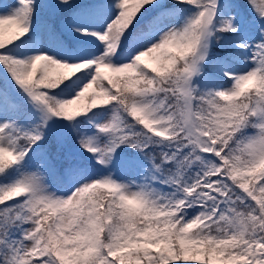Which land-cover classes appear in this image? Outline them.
Here are the masks:
<instances>
[{
    "label": "trees",
    "instance_id": "1",
    "mask_svg": "<svg viewBox=\"0 0 264 264\" xmlns=\"http://www.w3.org/2000/svg\"><path fill=\"white\" fill-rule=\"evenodd\" d=\"M62 1L69 3V0ZM71 1L72 4L57 9V17L52 20L54 32L58 33L61 21L73 19L76 13L93 6L97 0ZM235 1L244 12V27L257 22L264 29V16H253L255 0ZM165 2L155 0L156 4H151L148 11L142 10L144 7L137 8L132 18H139L138 24L161 6L174 10L183 26L178 42L152 62L151 67L143 63L134 74L101 78L97 90L77 93L75 103L67 109L59 99L63 93H75L74 78L55 71L49 73L44 66L24 65L23 55L29 54L37 43L36 38L24 30V25L43 17L36 10L43 5L42 0L27 7L20 21V31L0 25L3 70L28 90L42 91L43 95L40 94L54 115L72 117L75 126L68 139L62 138V141L83 137L89 129V121L104 115L112 105L117 108L119 123L124 129L120 137V157L132 163L126 166L145 173L141 165L147 160L157 172L159 183L181 182L192 191L179 199L182 207L175 211L178 217L150 215L122 206L103 184L94 183L72 208L71 224L61 230L55 228L54 212L40 206L35 214L40 222L35 235L40 245L35 248L31 259L35 262L31 264H202L206 263L204 261L208 264H264V164L259 168L260 163L248 155L244 145L248 133L255 129V101L264 100V56L255 84L235 96L221 97L216 93L221 82L230 81L231 71L227 66L234 68L239 64L234 47L243 41V34L231 27V18L224 4L221 5L223 10L216 13L211 34L213 53L201 70L193 98V115L205 128L207 146L200 145L188 128L174 130L171 122L177 123L179 119L176 115L177 97L181 95L178 92L182 87L179 80L190 67L201 43L202 7L198 0ZM147 3L144 0L142 4ZM133 25L128 26V30L133 29ZM128 30L121 38L126 44ZM65 41L76 50L83 44L69 35H65ZM141 99L159 106L167 123L170 121L171 131L164 132L165 128L161 131L133 111L131 102ZM0 102L2 114L9 116V125L18 127L11 133L14 153L23 156L25 165H42L51 186L68 189L82 170L94 167L85 155L70 153L61 157L59 137L47 131L45 123L32 111L33 104L18 97L1 70ZM222 104L229 107L226 114L234 117L225 126H220L216 120ZM27 126L32 131H27ZM17 175L14 159L0 158V264H28L17 260L18 241L12 239L18 236L27 214L25 198L21 193H14ZM157 181L143 180L151 191L158 185Z\"/></svg>",
    "mask_w": 264,
    "mask_h": 264
},
{
    "label": "rangeland",
    "instance_id": "2",
    "mask_svg": "<svg viewBox=\"0 0 264 264\" xmlns=\"http://www.w3.org/2000/svg\"><path fill=\"white\" fill-rule=\"evenodd\" d=\"M38 1L0 0V25L20 31L22 29L19 26L20 21L25 17L27 7L30 3H38ZM97 1L81 13H76L73 19L61 21L58 33L52 29L54 27L52 20L55 21L57 17V9L72 4L71 0L69 3L62 0H42L43 5L36 7V10L43 17L36 18V21L29 25H24L27 34L30 33L29 35L37 40L32 51L23 55L25 67L44 66L49 73L55 71L74 78L75 93H63L59 99L66 109L75 103L77 93L97 90L100 85L99 80L103 77L111 79L124 73L134 74L143 63L151 64V67L152 62L161 57L172 44L178 42L183 33L182 20L174 10L165 9L166 6H161L158 11L149 15L148 19L138 24L139 18L133 20L137 8L144 7L142 10L148 11L151 4H156L155 0H147L148 3L144 5L142 4L144 0ZM160 1L166 3L167 0ZM198 2L202 7L199 17V26L202 29L201 43L193 54L190 67L183 71L181 81L179 80L182 85L178 92L181 95L177 97L179 106L176 115L179 119L177 123L175 120L171 123L175 127L174 130L188 128L198 139L199 144H205L206 147L205 128L201 125L202 121L193 115V98L201 70L204 64L209 62V54L213 53L211 34L215 15L223 10L221 5L224 4L226 14L231 18V27L241 31L244 36L243 41L234 47L239 64L234 68L233 65L227 66L231 71L230 81H223L216 88V92L221 97L238 95L243 89L255 84L260 60L264 56V29L257 22L244 27V12L237 6L235 0L234 2L233 0H198ZM255 5L253 16L262 18L264 0H255ZM131 25L133 29L130 31L127 44L121 42L125 30ZM64 34L83 43L78 45L79 50L67 45ZM4 64L7 67L6 63ZM0 70L8 84L14 87L18 97L33 104L32 111H35L36 117L45 123L47 131L59 137L58 143L63 152H60L61 157L69 156L70 153L81 154L85 155L87 162L91 161L94 165L82 170L79 176H75L68 189H56L51 186L46 175L43 174L42 165H25L23 156L18 155L16 151L14 153V135L11 133L18 127L10 125L5 128L9 124V116L2 114V102H0V158L7 156L14 159V166L18 172L13 184L14 193L23 195L24 206L27 209L24 217L26 222L19 227L18 236L12 237L14 241H18L17 260H24L28 264L35 262V259L33 262L31 259L36 253L35 248L40 245V240H36L35 236L40 228V222L35 217L37 209L39 211L40 206L51 209L54 212L55 228L61 230L62 227L71 224L72 208L80 203L83 194L94 183L103 184L107 190L117 196L119 203L124 207H131L139 213L150 215L160 213L178 217L175 211L178 207H182L178 202L179 199L185 195L189 196L192 191L181 182L159 183L157 172L147 160L142 161L141 165L145 173L126 166L132 163L120 157V137L124 129L122 125L120 126L117 108L109 105L104 115L89 121V129L83 137L79 136L78 139L72 138L64 142L62 138L68 139L75 126L72 117L54 115L44 101V97L42 98V91L28 90L1 66ZM10 70L14 72V69ZM255 102L253 111L255 129L248 133L244 145L248 155L259 162L261 168L264 164V100L257 99ZM127 106L150 124L154 123L161 131L164 128V132L171 131L170 121L167 123L166 116L156 104H149L141 99L131 102L130 107ZM228 109L225 104L219 106L216 120L220 126H225L234 118L233 115L226 114ZM83 120L87 121L84 118ZM26 130L32 131V128L27 126ZM145 178L157 181L158 185L154 190L151 191L148 183L143 182ZM204 262L206 263L202 264H208L207 261Z\"/></svg>",
    "mask_w": 264,
    "mask_h": 264
}]
</instances>
